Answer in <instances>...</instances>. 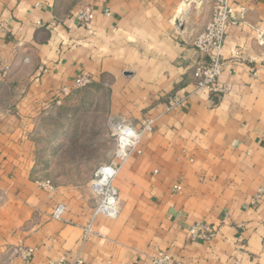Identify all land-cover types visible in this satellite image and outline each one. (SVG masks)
<instances>
[{
    "label": "crops",
    "instance_id": "obj_1",
    "mask_svg": "<svg viewBox=\"0 0 264 264\" xmlns=\"http://www.w3.org/2000/svg\"><path fill=\"white\" fill-rule=\"evenodd\" d=\"M199 1L0 0V64L9 68L0 74V264L78 254L84 264H148L158 252L183 264H264V203L252 202L264 189V0H231L246 14L226 29L217 97L192 80L207 61L192 42L212 11V0ZM84 6L94 13L87 27L75 20ZM83 73L106 94V120L156 119L113 182L115 219L93 217L89 185L47 190L38 170L39 123ZM175 94L185 106L167 111ZM106 132L88 146L96 167L113 160ZM196 223L213 236L191 241Z\"/></svg>",
    "mask_w": 264,
    "mask_h": 264
},
{
    "label": "built area",
    "instance_id": "obj_2",
    "mask_svg": "<svg viewBox=\"0 0 264 264\" xmlns=\"http://www.w3.org/2000/svg\"><path fill=\"white\" fill-rule=\"evenodd\" d=\"M199 3L200 1L197 0ZM237 13L238 19H244L246 9L244 7L233 8L231 0H212V11L210 20L204 30L197 34L192 42L197 54L206 58L205 63L198 64L192 72V80L197 89H204L213 96H219L223 89L219 85V78L222 74L221 51L224 46L226 29L232 24V16ZM108 14V11H106ZM94 18V13L90 6H84L76 15L75 20L80 26L87 27ZM2 25L0 24V28ZM8 67L0 64V74L8 71ZM91 83L90 77L83 73L79 74L73 81L74 89H81ZM186 98L177 94L170 97L171 105L167 111L175 107H184ZM156 119H146L139 125H133L126 120H107V126L111 136L114 138L115 150L113 160L110 164L101 166L95 172L89 188L97 199V205L93 212V217L101 214L110 219H115L119 213V200L117 190L113 182L120 172L123 164L136 150L145 133L151 132ZM100 184V186H98ZM42 187L53 190L50 182H42ZM172 192L181 190L179 185L172 187ZM254 203H264V189H259L254 198ZM65 211L63 204L57 205L52 213L54 220H60ZM91 232V225L84 229L83 240ZM213 236V230L205 224L196 223L188 230V237L191 241L207 240ZM34 249H20L18 254L22 260L30 259L34 254ZM54 264H84L82 257L78 254L72 260L61 259ZM148 264H183L173 258L169 253L158 252L150 258Z\"/></svg>",
    "mask_w": 264,
    "mask_h": 264
},
{
    "label": "rangeland",
    "instance_id": "obj_3",
    "mask_svg": "<svg viewBox=\"0 0 264 264\" xmlns=\"http://www.w3.org/2000/svg\"><path fill=\"white\" fill-rule=\"evenodd\" d=\"M74 92L69 101L50 110L41 119V132L34 140L38 146V156L43 160L38 170L46 179L44 182H50L54 188L63 184L87 187L99 169L95 166L99 154L93 153L92 148L88 147L90 143L98 144L96 139L99 136L95 133L100 129L107 131L109 148L114 142L105 116V92L92 84L75 89ZM107 155L110 160L111 149Z\"/></svg>",
    "mask_w": 264,
    "mask_h": 264
},
{
    "label": "bare ground",
    "instance_id": "obj_4",
    "mask_svg": "<svg viewBox=\"0 0 264 264\" xmlns=\"http://www.w3.org/2000/svg\"><path fill=\"white\" fill-rule=\"evenodd\" d=\"M186 7L185 6H182L181 9L179 10V15L183 14V12L185 11ZM101 183H99L98 186H100Z\"/></svg>",
    "mask_w": 264,
    "mask_h": 264
},
{
    "label": "water",
    "instance_id": "obj_5",
    "mask_svg": "<svg viewBox=\"0 0 264 264\" xmlns=\"http://www.w3.org/2000/svg\"><path fill=\"white\" fill-rule=\"evenodd\" d=\"M180 27V26H179Z\"/></svg>",
    "mask_w": 264,
    "mask_h": 264
}]
</instances>
